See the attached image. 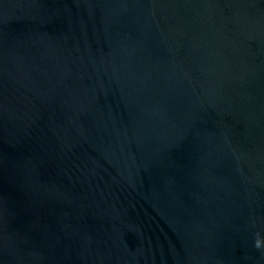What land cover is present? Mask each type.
<instances>
[{
    "label": "water",
    "instance_id": "obj_1",
    "mask_svg": "<svg viewBox=\"0 0 264 264\" xmlns=\"http://www.w3.org/2000/svg\"><path fill=\"white\" fill-rule=\"evenodd\" d=\"M0 264H264V0H0Z\"/></svg>",
    "mask_w": 264,
    "mask_h": 264
}]
</instances>
